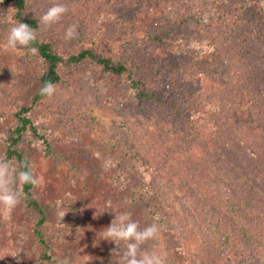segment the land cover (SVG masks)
Returning <instances> with one entry per match:
<instances>
[{"label": "rangeland", "instance_id": "rangeland-1", "mask_svg": "<svg viewBox=\"0 0 264 264\" xmlns=\"http://www.w3.org/2000/svg\"><path fill=\"white\" fill-rule=\"evenodd\" d=\"M27 1L38 15L57 3L67 6L68 12L59 22L45 27L56 34L59 43H72L79 35H99L111 39L115 50L124 49L125 39L140 38L149 24L157 23L162 15L174 17L183 12H197L203 17L201 21H207L220 2ZM7 13L8 9L0 4V32ZM73 24L77 25L78 35L66 39V30ZM193 27L199 28L200 23L193 22ZM211 28L214 31L209 37L202 31L203 37L196 39H168L156 45L141 40L134 45L132 56L143 73L150 75L157 71L153 78L161 77L155 78L158 100L152 96L149 102L144 101L128 84L99 76L84 64L65 72V81L71 80L74 90L56 84L55 94L44 98L30 112L32 120L45 129L50 142L51 150L40 142L28 143L26 147L33 171L39 177L33 194L45 207L49 223L56 228L58 236L50 243L60 263L66 259L69 264H125L121 257L126 242L121 241L118 247L100 238V233L111 224L115 213L119 215L124 210L127 195L120 192L122 177L118 174L127 172L136 184L142 180L141 168L132 163L130 146L140 151L153 173L157 215L163 220L168 250L174 253L171 260L166 259L167 263L198 264L209 241L190 213L189 202L198 191L194 192L193 185L176 170L174 160L184 162L197 153L207 167L208 182L214 190L236 185L264 197V181L252 168L254 161H250L256 155L254 139L264 144V97H260L257 87L264 81L261 54L264 45L253 39L243 41L248 37L244 31L239 35L218 26ZM22 61L0 46V159H5L3 131L12 121L11 114L20 107L21 95L32 74V67ZM247 70L252 73L247 74ZM204 81L208 84L206 89L202 87ZM245 81L250 83L249 87ZM216 83L222 85L219 90ZM165 84L191 97L199 91L191 109L215 115L216 122L224 123L222 126L210 123L204 130L210 142L208 147L195 137L185 120L175 118L173 110L163 106L160 91L165 90ZM223 147L235 151L238 164L227 161ZM3 218L6 223H1L4 229H0V234L4 233L3 239L0 237V264L30 263L34 258L31 241L26 237L30 218L23 202L10 214L0 209V221ZM131 218L141 228L150 225L138 212ZM157 245L160 243L155 239L145 247L158 253ZM19 250L18 256H11Z\"/></svg>", "mask_w": 264, "mask_h": 264}, {"label": "trees", "instance_id": "trees-1", "mask_svg": "<svg viewBox=\"0 0 264 264\" xmlns=\"http://www.w3.org/2000/svg\"><path fill=\"white\" fill-rule=\"evenodd\" d=\"M219 1L214 16L207 21H201L203 17L201 18L197 12L192 14L183 12L174 17L162 15L157 23L149 24L148 30L140 38L125 39L124 49L115 50L110 44L111 39L107 40L99 35H79L72 43L61 44L56 40V34L47 31L45 26L40 24L42 14H34L27 0H2L0 4L8 9V13L0 32V46L9 49L28 67H32V74L30 73V79L27 81L29 84L21 95V105L11 114L12 121L2 134V140L5 143V159L11 161L14 166H19L25 161L30 163L29 151L26 147L28 143L40 142L47 150H51L48 134L45 133L42 125L32 120L30 112L36 104L47 97L42 96L39 91L45 82L51 81L55 85L65 84L75 89L74 83L68 79L65 81L64 77L66 70L71 67L86 64L99 76L128 84L136 91L137 97L149 102L152 96L154 100H158L156 92L159 91L156 89L155 78L161 79V77L159 75L153 78V74L157 71H152V75L144 74L138 67L137 61L132 56L133 49L136 48L134 45L138 44V41L156 45L168 39L173 41L182 37L196 39L198 36L203 37L205 33L209 37L214 31L211 26H218L224 31H236L239 35L244 31L248 37L243 38V41L248 43L250 39H253L255 42L261 41L264 45V0ZM45 12L44 10L43 13ZM19 21L36 29L37 40L28 47L8 48L9 29ZM203 21H205L204 24ZM193 22L200 23L203 30H200V27H193ZM251 46L255 47L253 44ZM32 48H35V51H32ZM261 48L264 50V46ZM261 54L264 55L262 52ZM249 72L250 70L246 71L247 74ZM248 81H245L247 87L250 86ZM203 83L205 85L202 87L206 89L207 83L205 81ZM216 86L218 90L222 87L218 83ZM257 87L260 97H264V81H260ZM160 92L163 95L161 98L163 106L171 108L175 118L185 120L195 137L200 138L208 147L210 142L204 130L210 123H218L219 126L224 123L220 120L216 122L215 115L191 109L190 104L199 91L194 92L195 94L191 97L189 93H178L177 90L165 84V90ZM262 110L264 113L263 107ZM254 142V151L258 155H255L256 160L252 155L250 161H254L252 168L264 181V144L257 139H254ZM129 148L133 165H138L142 170L140 175L142 180L136 184L127 172L118 174L122 177L120 192L127 195L122 212L131 213V216L138 212L143 221H149V224L157 223L160 229L157 237L160 243L157 245V254L167 263L166 259L171 260L174 253L168 250L163 220L157 215L155 207L157 187L153 173L140 151L135 146ZM222 150L227 161L233 165L238 164V157L232 148L223 147ZM195 154H192L195 157H187V161L184 162L174 160L173 165L185 181L193 185L194 192L198 191V195L189 202L190 213L201 224L204 234L209 239L198 264H264V197L258 192L251 193L236 185L214 190L208 182L207 167ZM132 166L130 165V168L134 169ZM17 187L24 194L22 202L30 218L26 237L31 241L34 258L28 264H61L53 254L50 243L54 236H58L56 228L49 223L45 207L33 194L34 186L17 185ZM1 223H6V219H1ZM3 226L1 224L0 229H4ZM3 236L4 233L1 232L2 239Z\"/></svg>", "mask_w": 264, "mask_h": 264}, {"label": "clouds", "instance_id": "clouds-1", "mask_svg": "<svg viewBox=\"0 0 264 264\" xmlns=\"http://www.w3.org/2000/svg\"><path fill=\"white\" fill-rule=\"evenodd\" d=\"M67 12V6L60 3L54 4L40 17L39 22L45 27L51 26L59 22ZM77 35V25L73 24L67 28L65 38L72 39ZM36 40V29L19 21L9 29L7 47L11 49H16L17 46L28 47ZM31 50L35 51V48ZM39 91L42 96L52 97L55 94L56 86L51 81H47ZM38 183L39 177L33 171L31 163L25 161L19 166H14L11 161L0 159V209L10 214L21 204L24 194L17 185L36 186ZM159 231L157 223L153 222L147 227L141 228L139 222L131 218V213L122 212L119 215L115 213V218L100 233V238L114 242L118 247L121 241L126 242V251L121 257L125 264H164L160 255L145 247L147 242L157 239ZM21 250L11 256H18ZM61 264H69V262L65 259Z\"/></svg>", "mask_w": 264, "mask_h": 264}]
</instances>
